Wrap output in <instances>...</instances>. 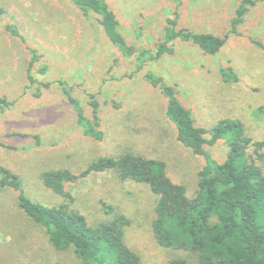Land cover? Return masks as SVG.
<instances>
[{
    "label": "rangeland",
    "instance_id": "1",
    "mask_svg": "<svg viewBox=\"0 0 264 264\" xmlns=\"http://www.w3.org/2000/svg\"><path fill=\"white\" fill-rule=\"evenodd\" d=\"M107 1L120 24L128 57L111 46L94 16L85 19L66 0H0V99L8 103L0 108V144L5 146L0 147V164L18 176L28 198L52 207L68 201L43 185L44 172L66 169L78 175L98 158L116 159L128 152L163 161L170 181L192 198L204 161L177 142L176 130L165 116L166 100L147 83L145 74L173 87L199 127L209 129L234 119L252 142H264V0H253L255 6L238 26L239 36L228 33L242 0ZM174 12L177 29L228 36L224 46L208 56L176 40L172 55L139 69L138 54L154 53ZM7 26H14L24 41L11 36ZM30 50L40 57L30 71L32 86L27 81ZM43 67L46 72L40 74ZM220 67L233 69L239 81L224 84ZM62 82L86 117H92L91 97L97 101L102 142L82 136ZM205 149L218 163L227 158L223 141ZM65 191L73 198L70 208L89 225L125 217V243L141 264H169L175 259L198 264L189 252L156 243L152 222L159 198L147 185L103 172L66 184ZM0 264L80 262L72 250L52 247L45 231L18 208L16 192L0 189Z\"/></svg>",
    "mask_w": 264,
    "mask_h": 264
},
{
    "label": "trees",
    "instance_id": "2",
    "mask_svg": "<svg viewBox=\"0 0 264 264\" xmlns=\"http://www.w3.org/2000/svg\"><path fill=\"white\" fill-rule=\"evenodd\" d=\"M66 1L85 19L94 16L111 46L128 57L120 24L107 0ZM253 6L255 1L242 0L231 20L229 35L239 36L238 26ZM173 16L166 20L163 38L154 53L144 50L138 54L139 69L148 61L172 55V43L176 40L194 45L205 55L215 56L228 38L177 29V12ZM6 31L24 41L14 26H7ZM30 53L27 81L32 86L35 80L30 71L40 57L33 50ZM45 72V67L39 71L40 74ZM218 74L224 84L239 81L231 68L220 67ZM144 78L166 100L165 116L176 130L177 142L204 161L194 197L188 198L183 186L170 181L163 161L128 152L116 159L98 158L78 175L66 169L44 172L41 175L43 185L68 203L48 207L33 202L25 194L18 176L1 164L0 189L16 192L18 208L45 231L52 247L58 251L72 250L80 264H141L139 256L125 243V229L129 225L125 217L92 226L69 206L73 198L65 191V185L103 172H114L122 181L145 184L158 196L152 233L160 247L189 252L198 264H264V142H252L242 123L234 119L221 120L209 129L199 127L192 112L177 99L173 87L151 73ZM60 86L74 110L82 136L102 142L104 134L97 101L91 97L92 117L88 118L70 89L63 82ZM7 105L5 99H0L1 109ZM34 139L39 144L38 137ZM219 141L228 147L227 158L222 163L213 160L205 149ZM0 147L5 146L0 144ZM169 264H187V261L175 259Z\"/></svg>",
    "mask_w": 264,
    "mask_h": 264
}]
</instances>
